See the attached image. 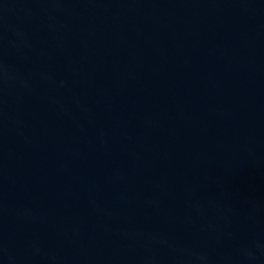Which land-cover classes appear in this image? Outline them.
I'll return each instance as SVG.
<instances>
[{
	"label": "water",
	"instance_id": "95a60500",
	"mask_svg": "<svg viewBox=\"0 0 264 264\" xmlns=\"http://www.w3.org/2000/svg\"><path fill=\"white\" fill-rule=\"evenodd\" d=\"M0 264H264V0H0Z\"/></svg>",
	"mask_w": 264,
	"mask_h": 264
}]
</instances>
